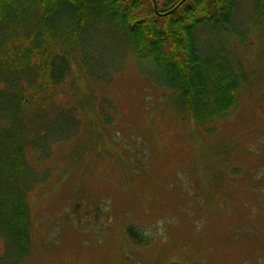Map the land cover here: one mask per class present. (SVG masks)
Wrapping results in <instances>:
<instances>
[{
  "label": "rangeland",
  "instance_id": "rangeland-1",
  "mask_svg": "<svg viewBox=\"0 0 264 264\" xmlns=\"http://www.w3.org/2000/svg\"><path fill=\"white\" fill-rule=\"evenodd\" d=\"M112 39L94 41L104 78L59 88L79 110L78 133L45 160L27 151L47 177L28 195L22 264H264V33L239 51L249 82L238 106L201 125Z\"/></svg>",
  "mask_w": 264,
  "mask_h": 264
},
{
  "label": "trees",
  "instance_id": "trees-1",
  "mask_svg": "<svg viewBox=\"0 0 264 264\" xmlns=\"http://www.w3.org/2000/svg\"><path fill=\"white\" fill-rule=\"evenodd\" d=\"M243 2L252 11L242 17ZM259 33L264 0H0V264L31 255L28 195L47 174L27 151L45 160L78 133L79 110L59 88L77 74L105 77L96 59L107 52L95 38L119 37V52L144 59L175 110L201 125L238 106L249 82L239 51Z\"/></svg>",
  "mask_w": 264,
  "mask_h": 264
}]
</instances>
